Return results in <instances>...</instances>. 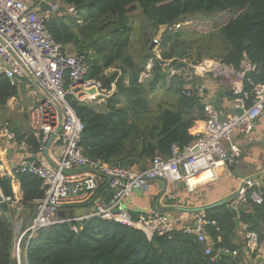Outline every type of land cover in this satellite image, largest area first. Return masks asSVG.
<instances>
[{
    "label": "trees",
    "instance_id": "16d2710c",
    "mask_svg": "<svg viewBox=\"0 0 264 264\" xmlns=\"http://www.w3.org/2000/svg\"><path fill=\"white\" fill-rule=\"evenodd\" d=\"M66 10L45 21V29L68 55L83 56L86 80L98 81L114 90L102 104H84L69 99L83 124L79 146L89 161L143 171L147 162L170 158L172 149L182 150L193 137L190 130L203 120L204 95L201 80L185 88V62L214 60L241 71L244 62L251 70L243 79V90L264 84V0H55ZM45 11L46 6H41ZM73 9L69 14L67 9ZM231 13L225 25L208 33L187 30L192 18ZM135 17L146 21L135 34ZM172 27L149 51L160 26ZM133 39L136 42L133 43ZM159 49V58L154 48ZM150 65L149 71L147 67ZM177 72L170 76L169 70ZM146 74L148 77L143 78ZM30 83L27 79H23ZM163 92V99L156 100ZM18 86L0 75V112L18 97ZM189 94V95H187ZM247 106L251 99L246 100ZM15 143L26 141L29 153L37 152L32 133L14 128ZM19 198L10 179L0 174L5 197H17L24 209L33 211L45 197L42 181L29 174H16ZM100 190V189H99ZM260 206L248 201L251 210L239 206L240 225L259 235L260 249L245 258L244 242L236 243L239 230L228 205L205 212L215 226L206 229L212 254L205 256L195 237L182 230L148 239L141 231L115 222L93 218L63 222L38 231L28 242L25 264H260L264 255V191ZM13 222L0 213V264H17ZM22 245V244H21ZM237 252L235 259L220 258L219 251Z\"/></svg>",
    "mask_w": 264,
    "mask_h": 264
},
{
    "label": "built area",
    "instance_id": "2783aa9c",
    "mask_svg": "<svg viewBox=\"0 0 264 264\" xmlns=\"http://www.w3.org/2000/svg\"><path fill=\"white\" fill-rule=\"evenodd\" d=\"M42 5L46 6L45 11H42ZM62 10L66 9L55 0H40L36 5L29 0H0V75L18 86L21 79H27L23 71L26 69L36 80L41 96L37 97V105L28 112V126L37 141V152L29 153L28 144L22 141L18 144L19 149L28 157L21 159L13 170L0 163V174L10 179L12 185L17 184L16 174H29L41 180L45 189V197L35 202L32 218L25 230L14 231L17 264L24 256L26 245L38 231L63 222L93 218L141 231L148 239L155 235L171 239L173 232L182 230L195 237L205 256H211L213 243L206 229L215 226V223L208 221L205 213L188 215L179 212L177 217L169 213H137L130 211L127 203L133 194L143 192L150 182L182 184L189 193L215 182L218 166L224 163L227 155H230L231 163L237 162L241 155L238 147L227 149L225 143L230 142L235 134H251L255 121L264 113V84H250L251 92H244L243 79L251 70L245 62L241 68L244 69L243 73L208 59L187 67L182 76L188 92L197 77L205 76L216 78L215 82L232 90L230 116L222 118L213 106L204 102L201 132L184 149L173 148L170 158L157 156L148 161L143 171L89 161L82 155L79 146L84 127L70 106L69 99L100 105L111 96L114 87L106 91L100 82L86 80L88 68L85 58L64 53L63 47L45 29V21ZM67 12L72 14L74 10L70 8ZM152 42L157 45L158 41L154 39ZM156 56L159 58V54ZM149 69L150 65L147 71ZM169 74L173 76L177 72L170 69ZM147 77L143 75L144 79ZM204 91L205 88L201 86L200 95ZM248 98L251 99L249 106L246 104ZM239 111L240 115L237 114ZM2 140L15 143V134L10 127L0 126ZM52 149H61L56 166L37 161V155L43 156ZM102 179L107 181L108 190L113 193L108 203L97 195ZM193 179L200 182L191 186ZM260 187L257 181H244L236 193L235 205L251 201L260 206L263 203ZM2 204H6L15 214L24 210L16 196L5 197L0 189V206ZM81 208L88 211L92 208L94 212L73 221L57 217L60 210L68 212ZM185 220H191L194 225L178 228ZM240 230L244 253H257L260 249L258 233L247 225H241ZM224 252L237 256V252Z\"/></svg>",
    "mask_w": 264,
    "mask_h": 264
},
{
    "label": "crops",
    "instance_id": "0c3cea01",
    "mask_svg": "<svg viewBox=\"0 0 264 264\" xmlns=\"http://www.w3.org/2000/svg\"><path fill=\"white\" fill-rule=\"evenodd\" d=\"M201 80V79H199ZM24 81V80H23ZM31 85V84H30ZM219 84L215 81L207 82L205 91L203 92L205 103L210 101H216L217 111L222 118H227L232 114L231 101L228 102L227 97L223 99L217 98V90ZM222 92H226L228 89L223 88ZM37 91L36 102L32 107L37 105V97L40 94ZM41 97V96H40ZM233 99V98H232ZM31 107V108H32ZM4 126L10 127L13 131V127L8 124ZM15 128L19 127L22 134L32 133L29 129L28 122L27 126H22V124L15 123ZM203 129L202 121H198L194 124L190 130V135L194 137L196 134L200 133ZM238 147L241 151L240 158L237 160L236 169L240 174L245 176L246 180L257 181L260 184L261 192L264 191V113L259 116L255 121L253 131L251 134L246 136H240L235 134L230 142L225 143V147L229 149L230 147ZM61 149H52L48 153V158L45 155H37V161L43 163L44 165L56 166L61 157ZM28 157V154L19 149L17 143H7L5 141H0V163L8 170H13L21 159ZM244 180V181H246ZM242 180L232 176L228 171L225 164H220L217 169V180L211 184L200 186L195 189L192 193H189L182 184H162L160 182H150L148 186L143 190V192H137L133 194L131 199L127 203V208L130 211L137 213L143 212L146 214L150 213H169L175 214L177 217L179 212L177 208H184L186 210H192L197 208H203L211 206L218 203L230 196L235 195L239 188L243 185ZM98 190V197L104 199L109 193L107 187V181L102 179L100 181V186ZM14 191L16 195L21 198V193L19 191V186L15 184ZM245 205V204H242ZM228 205L231 209L238 210L239 206L246 210H251L250 205ZM254 205V204H253ZM257 206V205H256ZM92 209V208H91ZM9 212L11 215V220L13 222V228L15 233L17 231H24L26 225L30 221L33 215V211L29 209H24L21 213L15 214L10 208ZM1 213V208H0ZM238 213V212H237ZM191 215V213H186ZM238 219V215H237ZM194 225L191 220H185L178 225V228L184 227L186 225ZM239 227L241 225L239 224ZM236 243L243 244L242 232L239 228L236 234ZM245 254V258H246ZM246 264H248V260ZM260 264H264V255L262 258L258 259Z\"/></svg>",
    "mask_w": 264,
    "mask_h": 264
},
{
    "label": "rangeland",
    "instance_id": "374dc122",
    "mask_svg": "<svg viewBox=\"0 0 264 264\" xmlns=\"http://www.w3.org/2000/svg\"><path fill=\"white\" fill-rule=\"evenodd\" d=\"M31 4L36 5L40 0H29ZM52 1V0H48ZM63 14V11L60 12ZM234 17V14L231 13H221L215 14L212 16L198 15L197 17L192 18L185 27L188 26L187 30L195 31L198 33H208L213 30H217L218 28L225 25L229 20ZM135 34L140 31L143 26L146 24V21L142 18L135 17ZM136 42V39H133V43ZM153 50V49H152ZM155 55L159 54V49L154 48ZM187 67L195 66L190 62H185ZM198 64V63H197ZM244 72V69H241V73ZM201 79V86L206 88L207 82L216 81V78L212 76L205 77H197L195 80ZM31 84V85H30ZM18 97L15 99H11L8 101V104L4 111L0 112V126H4V124L11 125L13 129L16 127L15 123L22 124V126H27L28 122V112L31 107L36 102L37 91H39L38 87H35L32 83H27L21 79L18 83ZM164 93L161 91L156 94L154 99L160 100L163 99ZM21 257V256H20ZM22 264H25V260H22Z\"/></svg>",
    "mask_w": 264,
    "mask_h": 264
},
{
    "label": "water",
    "instance_id": "95a60500",
    "mask_svg": "<svg viewBox=\"0 0 264 264\" xmlns=\"http://www.w3.org/2000/svg\"><path fill=\"white\" fill-rule=\"evenodd\" d=\"M173 25L174 24H171L170 26H160L158 28L157 35L155 37L156 41H160L162 35L169 29V27H172ZM154 45H155V43L152 42L151 45L149 46V51H152ZM245 63L248 64L247 62H245ZM23 71H24V74H25L27 80L30 83H32L35 87H38V84H37L36 80L34 79V77L26 69H23ZM224 87L225 86L223 84H219V87H218V90H217V98L223 99L224 97H227L228 102H230V101H232V98H233L232 90L228 89L226 92H222L223 91L222 89ZM209 105L213 106L214 109H216V110L218 109L216 101H210ZM237 114L240 115L241 111L237 112ZM45 156L48 158V153H45ZM224 164L228 168V171L230 172V174L232 176H234V177H236V178H238L239 180H242V181L246 180L245 176L240 174L238 172V170L236 169L237 163H231L230 162V155L229 154L227 155L226 160L224 161ZM112 198H113V193L109 192L108 195L105 198V203H108ZM235 201H236V194L233 195V196H230V197H228V198H226V199H224V200H222V201H220L218 203H215V204H213L211 206H207V207H203V208H197V209H192V210H186L184 208H177L176 210L178 212H186V213H191V214L205 213L206 211H208L210 209H213V208H216V207H220V206H224V205H233L235 203ZM0 208H1V212L5 215L8 223H12L11 215H10L8 206L6 204H2L0 206ZM93 212H94V209H90L88 211V210H85L83 208L77 209V210H74V211L69 210L68 212L60 210L57 213V217L60 220H71V221H73L74 219L87 217ZM231 213H232V215L234 217V223H235V225H236V227L238 229L239 228V221L237 219V211L232 208L231 209ZM223 257L231 258V259H235L236 260V258L233 257L232 254L225 253L222 250L219 251L218 254L216 255V260H219L220 258H223ZM18 264H22L21 258L18 261Z\"/></svg>",
    "mask_w": 264,
    "mask_h": 264
},
{
    "label": "bare ground",
    "instance_id": "6f19581e",
    "mask_svg": "<svg viewBox=\"0 0 264 264\" xmlns=\"http://www.w3.org/2000/svg\"><path fill=\"white\" fill-rule=\"evenodd\" d=\"M206 175H209V173L206 174ZM206 175H204V176H206ZM199 182H200V180L193 179V180L190 182V184H191V186H194V185H197Z\"/></svg>",
    "mask_w": 264,
    "mask_h": 264
}]
</instances>
